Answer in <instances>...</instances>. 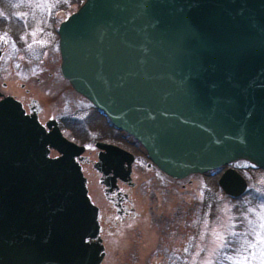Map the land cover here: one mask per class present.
<instances>
[{
	"label": "water",
	"instance_id": "95a60500",
	"mask_svg": "<svg viewBox=\"0 0 264 264\" xmlns=\"http://www.w3.org/2000/svg\"><path fill=\"white\" fill-rule=\"evenodd\" d=\"M58 33L63 76L169 176L264 169V0H85ZM46 125L0 101V264H102L86 147ZM96 145L97 169L131 179L133 153ZM218 184L248 187L231 166Z\"/></svg>",
	"mask_w": 264,
	"mask_h": 264
},
{
	"label": "rangeland",
	"instance_id": "374dc122",
	"mask_svg": "<svg viewBox=\"0 0 264 264\" xmlns=\"http://www.w3.org/2000/svg\"><path fill=\"white\" fill-rule=\"evenodd\" d=\"M70 2L0 0V25L4 28L0 30V47L6 55L0 86L4 92L25 100L33 95L42 107L43 121L61 120L68 138L87 145L82 154L88 158L84 175L93 200L102 210L100 237L106 252L102 264H216L226 260L230 264H261L264 169L248 161L236 162L248 187L235 199L216 189L222 171L178 179L149 167L146 161L134 166L132 183L126 185L130 196L128 213L120 215L105 197L94 169L101 149L94 142L101 132H108L101 128L102 117L60 73L56 29L79 8L70 7V13L59 9ZM21 20H27L29 27H22ZM15 37L17 42L13 41ZM25 57L32 58L31 65L38 60V68L28 69L16 63V58L21 61ZM95 125L100 126L96 128L99 132L91 135ZM117 142L125 144L119 139ZM130 149L138 152L137 147Z\"/></svg>",
	"mask_w": 264,
	"mask_h": 264
},
{
	"label": "flooded vegetation",
	"instance_id": "af4514ba",
	"mask_svg": "<svg viewBox=\"0 0 264 264\" xmlns=\"http://www.w3.org/2000/svg\"><path fill=\"white\" fill-rule=\"evenodd\" d=\"M27 22H28L27 20H21V26L22 27L24 26L25 28H28L29 27V23H27ZM3 29L4 28H2V29L0 28V30H3ZM56 32H57V41L56 42H57V45H58V48H59L58 27L56 29ZM15 35H17V33H15ZM13 41L17 42V37H15L13 39ZM59 51H60V48H59ZM4 58H6L5 51L0 47V73H1V69H2ZM31 60H32L31 57L29 59H27L25 57L21 61H18V58H16V63L19 64V66H22V67H29L28 69H31L33 67L38 68V67H36V66H38V60H35V62H33L32 65H31ZM60 73H61L62 77L64 78V76L62 74V71H61V66H60ZM65 80H67V79H65ZM4 86H6V83H4ZM20 86L21 87H25V83H21ZM27 89H29V88H27ZM6 97H12L13 99L17 100L21 104V106L24 109L26 114H28L30 116H36L44 125H46L49 120L56 119L58 121V124H59L61 130L63 131L62 128L64 126L62 125V122H60L61 120H58L57 118H50V119H48L46 121H43V119L41 118V114H42V110L41 109H42V107L38 103V99L35 98L33 95H30L28 97V100H25L23 97H20L18 94L4 92L1 89V86H0V101L3 100ZM82 97L94 108V110L98 113V115L100 117H102V119H103V122H102L103 123V127H101V128H102V130H106L108 132V134H106L104 132H101L102 135H101V137L99 139H97L94 142L95 145H96L97 142H105V143H109V144H114V145L120 146V147L128 150L129 152L133 153L135 155V161L132 164L131 175H133L134 166L136 164L144 163L145 161L147 162L149 167L155 168L159 172L165 174L156 164L152 163V161L149 158L145 148L141 145L140 142H138L133 136H131V135L127 134L126 132H124V131L118 129L117 127H115L112 124V122L108 119V117L106 116V114L104 112H102L97 107H95L83 95H82ZM95 126H94L95 128H93L94 130H90V134L91 135H96V133H94V132H96V131L99 132V130H97L96 128L97 127L100 128V126H102V124H100V126L99 125H95ZM46 128L48 129V131L50 130L47 127V125H46ZM69 139L75 141L72 138H69ZM118 139L121 140V141H125V144L118 143L117 142ZM130 139H132L133 142H131ZM78 144L85 145V144H81V143H78ZM129 145H132L133 147L129 146ZM85 146H86V149H88L87 145H85ZM134 147H137L138 152L130 149V148L134 149ZM99 152L100 151L97 152V158L99 156ZM55 153H57V151H55V150L51 151V155L52 156H58V155H55ZM77 160L81 163L82 170H83L84 174H86L85 170H84V163L87 162L88 158L86 156H82L81 155L80 157L77 158ZM93 167H94V163H93ZM125 167H127V162L125 163ZM95 168H96V166L94 167V169ZM95 171L97 172V174L99 176V182H100L99 184H100V186L102 188V191H103L105 197L107 199H109L110 202L113 203V205L115 206V208L117 209V211H118V213L120 215L123 216L126 213H128L127 208H128V202L130 201V196H129V193L127 192L126 185H131V183H132V182H130L131 179L126 180V181L123 180L119 176V174H116L114 169H111V170L107 171V168H104V170H99V169L96 168ZM165 175L168 176L167 174H165ZM85 176H86V178H88L87 175H85ZM87 183H88V180H87ZM88 189H89V187H88ZM89 196H90L92 202L99 209V222H100V225H101V229L103 230V226H102V210H101L100 206L93 200V198H92V196L90 194V190H89Z\"/></svg>",
	"mask_w": 264,
	"mask_h": 264
},
{
	"label": "trees",
	"instance_id": "16d2710c",
	"mask_svg": "<svg viewBox=\"0 0 264 264\" xmlns=\"http://www.w3.org/2000/svg\"><path fill=\"white\" fill-rule=\"evenodd\" d=\"M84 2V0H71V2L66 6V7H60L59 9H62V10H65V12H67V13H70L71 11H73V10H70V7H75V5H78V6H80L82 3ZM0 28L2 29L3 28V26L2 25H0ZM237 163H234V164H232L231 166H233V167H235V168H237V165H236ZM252 166V165H251ZM223 169L224 168H222V169H220V170H217L216 172H221V171H223ZM237 169H239V168H237ZM210 175L209 173H206L205 175ZM220 189L221 190V188L219 187V185H218V183H217V187H216V189ZM233 199H235V197H233ZM235 247V246H234ZM231 250L232 249H230V251H229V253L231 252ZM231 263V261L230 260H226V262L224 261V262H222V263H220V262H217L216 264H230Z\"/></svg>",
	"mask_w": 264,
	"mask_h": 264
},
{
	"label": "snow or ice",
	"instance_id": "6c2138e0",
	"mask_svg": "<svg viewBox=\"0 0 264 264\" xmlns=\"http://www.w3.org/2000/svg\"><path fill=\"white\" fill-rule=\"evenodd\" d=\"M262 255H264V254H262ZM261 264H264V260H261Z\"/></svg>",
	"mask_w": 264,
	"mask_h": 264
}]
</instances>
